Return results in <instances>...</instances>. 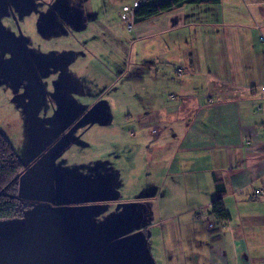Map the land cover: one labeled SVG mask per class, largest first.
<instances>
[{"label":"crops","instance_id":"1","mask_svg":"<svg viewBox=\"0 0 264 264\" xmlns=\"http://www.w3.org/2000/svg\"><path fill=\"white\" fill-rule=\"evenodd\" d=\"M36 1L56 21L50 35L66 38L52 44L56 59L85 61L73 75L113 52L145 67L152 89L83 93L103 99L68 145L95 152L71 164L86 180L59 192L57 176L46 179L66 170L56 169L62 150L47 157L37 195L19 187L32 202L23 216L0 220V264H264V200L247 198L264 191V0L190 4L139 23L135 0ZM133 117L130 139L123 119ZM100 177L109 181L96 188ZM128 177L138 181L117 185ZM218 195L224 222L210 213Z\"/></svg>","mask_w":264,"mask_h":264},{"label":"rangeland","instance_id":"2","mask_svg":"<svg viewBox=\"0 0 264 264\" xmlns=\"http://www.w3.org/2000/svg\"><path fill=\"white\" fill-rule=\"evenodd\" d=\"M54 22L46 6L36 0H0V130L23 163L19 187H27L26 190H33L35 195L38 183L48 177L43 167H48L49 158L53 161L60 150L62 154L56 160V169L66 167V170L52 171L51 179L46 182L54 183L56 175L58 191L68 192L78 190L76 186L86 180L74 176L71 164L83 163L95 152L68 145L78 126L91 118L95 109L103 106L99 105L103 99H86L84 92L118 93L126 99L137 93L141 97V92L152 89L145 67L139 70L124 63L119 65L112 57L113 52H104L97 59L92 57L90 66L86 67L88 75H73L72 71L84 69L85 61L61 62V57L56 59L57 52L52 44L66 38L50 35ZM76 53L82 54L81 51ZM178 79L172 77V80ZM163 91L166 95L173 93L169 86ZM83 110L88 111L83 115ZM134 119H123V123L129 125L126 135L130 139L135 135ZM103 179L109 181L100 177L96 188L102 186L100 181ZM127 181L138 180L119 178L117 185ZM176 197L179 196L171 193L170 201L176 202Z\"/></svg>","mask_w":264,"mask_h":264},{"label":"trees","instance_id":"3","mask_svg":"<svg viewBox=\"0 0 264 264\" xmlns=\"http://www.w3.org/2000/svg\"><path fill=\"white\" fill-rule=\"evenodd\" d=\"M220 0H166L159 4L142 2L133 12L134 23H139L190 4H215ZM24 166L9 139L0 130V220L23 216L32 202L18 194L19 178ZM210 213L218 222L227 219L222 198L218 195L210 202Z\"/></svg>","mask_w":264,"mask_h":264},{"label":"built area","instance_id":"4","mask_svg":"<svg viewBox=\"0 0 264 264\" xmlns=\"http://www.w3.org/2000/svg\"><path fill=\"white\" fill-rule=\"evenodd\" d=\"M145 0H135L133 2V10H135V8H137L142 2H144ZM176 74L177 75H182V69L181 68H177L176 69ZM259 90L260 92H262L264 94V84H262L260 87H259ZM256 110H264V106H257L256 107ZM247 198L249 200H252V201H257V200H264V191L261 190L260 188H256V189H253L251 190L248 195H247Z\"/></svg>","mask_w":264,"mask_h":264}]
</instances>
